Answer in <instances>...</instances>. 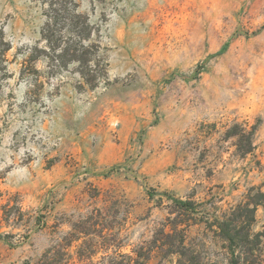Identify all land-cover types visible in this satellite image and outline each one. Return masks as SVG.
<instances>
[{
  "label": "rangeland",
  "instance_id": "374dc122",
  "mask_svg": "<svg viewBox=\"0 0 264 264\" xmlns=\"http://www.w3.org/2000/svg\"><path fill=\"white\" fill-rule=\"evenodd\" d=\"M78 2L94 89L44 54L22 73L40 11L0 0V264H175V225L199 264H229L217 223L264 193V0ZM255 255L239 264H264V239Z\"/></svg>",
  "mask_w": 264,
  "mask_h": 264
},
{
  "label": "trees",
  "instance_id": "16d2710c",
  "mask_svg": "<svg viewBox=\"0 0 264 264\" xmlns=\"http://www.w3.org/2000/svg\"><path fill=\"white\" fill-rule=\"evenodd\" d=\"M40 11L42 24L39 29L40 39L38 43H44L45 49L36 47L30 49V54L23 64L22 73H38L35 63L44 54L52 70H64L69 65H76L77 73L82 82L89 88L97 86L99 77L106 73V61L100 55V46L90 43V38L95 32L87 14L80 11L78 0H27ZM11 50V44L5 41L0 28V61L5 62L6 54ZM222 47L217 54H222ZM238 149L247 154L250 149ZM181 211L187 215V220H192L193 204L189 201H174ZM258 207L264 209V193L257 190L252 196L247 197L243 205L237 206L231 216L217 223L218 235L225 243L230 255L229 264H239L240 258L256 259L264 232L251 234V226L255 221V212ZM178 226V225H177ZM174 226L173 233H178V238L173 234H164L163 245L169 246L170 254L176 256L175 264H199V256L184 245L183 232L177 231ZM156 244V242H154ZM174 248V250H173ZM149 259V251L138 254L133 259V264H144ZM141 260V261H140ZM160 264V263H159Z\"/></svg>",
  "mask_w": 264,
  "mask_h": 264
}]
</instances>
